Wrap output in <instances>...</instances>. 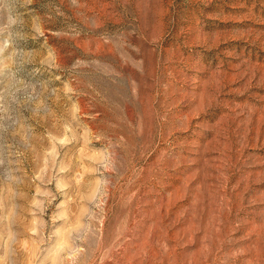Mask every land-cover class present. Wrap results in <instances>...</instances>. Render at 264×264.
<instances>
[{
    "label": "rangeland",
    "instance_id": "1",
    "mask_svg": "<svg viewBox=\"0 0 264 264\" xmlns=\"http://www.w3.org/2000/svg\"><path fill=\"white\" fill-rule=\"evenodd\" d=\"M0 264H264V0H0Z\"/></svg>",
    "mask_w": 264,
    "mask_h": 264
}]
</instances>
